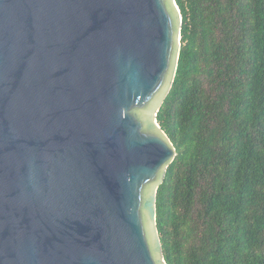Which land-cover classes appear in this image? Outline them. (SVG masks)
I'll list each match as a JSON object with an SVG mask.
<instances>
[{"label": "water", "instance_id": "obj_1", "mask_svg": "<svg viewBox=\"0 0 264 264\" xmlns=\"http://www.w3.org/2000/svg\"><path fill=\"white\" fill-rule=\"evenodd\" d=\"M182 23L176 0H0V264H168Z\"/></svg>", "mask_w": 264, "mask_h": 264}, {"label": "trees", "instance_id": "obj_2", "mask_svg": "<svg viewBox=\"0 0 264 264\" xmlns=\"http://www.w3.org/2000/svg\"><path fill=\"white\" fill-rule=\"evenodd\" d=\"M173 86L157 119L177 149L157 192L168 264H264V0H176Z\"/></svg>", "mask_w": 264, "mask_h": 264}]
</instances>
